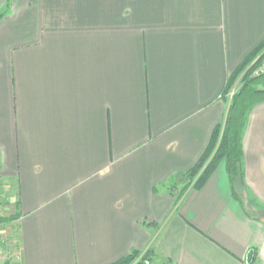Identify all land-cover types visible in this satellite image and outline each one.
I'll return each mask as SVG.
<instances>
[{"label": "crops", "instance_id": "1", "mask_svg": "<svg viewBox=\"0 0 264 264\" xmlns=\"http://www.w3.org/2000/svg\"><path fill=\"white\" fill-rule=\"evenodd\" d=\"M2 11L0 201L16 264L148 250L151 264H264V103L242 133L243 208L225 161L177 202L179 176L224 121L230 76L264 41V0H0Z\"/></svg>", "mask_w": 264, "mask_h": 264}, {"label": "trees", "instance_id": "2", "mask_svg": "<svg viewBox=\"0 0 264 264\" xmlns=\"http://www.w3.org/2000/svg\"><path fill=\"white\" fill-rule=\"evenodd\" d=\"M3 14L4 11L0 13V17ZM263 58L264 41L241 62L230 76L223 95L229 93L238 79H240V86L231 96L224 121L214 129L202 158L188 173L179 176L180 179L187 180L188 183L180 191L177 202L189 188L201 189L217 165L221 161H225L232 198L243 208V202L237 192V186L243 184L242 133L249 112L254 106L264 103V74L252 77L249 66ZM14 220L15 218L11 216L0 218V223L10 224ZM152 255V250L144 253L134 252L115 264H151ZM248 258L250 261L254 259L253 250L249 251ZM248 264L250 263L248 262Z\"/></svg>", "mask_w": 264, "mask_h": 264}, {"label": "rangeland", "instance_id": "3", "mask_svg": "<svg viewBox=\"0 0 264 264\" xmlns=\"http://www.w3.org/2000/svg\"><path fill=\"white\" fill-rule=\"evenodd\" d=\"M249 68H251L250 69L251 76L253 74L259 72L261 69L264 70V58L262 60H257L256 62L252 63L249 66ZM239 81H240V79H238L237 82L233 85V88H231V90L229 91V92H231L230 94H233L239 88V86H240V82ZM176 186L177 185H175V187ZM0 187H3V186L0 184ZM2 190L3 189H0V193H2L1 192ZM176 190H179V188L176 189ZM3 194H8V191H4L3 190ZM7 213H8L7 205L0 201V218H8V217H6ZM5 225L6 226H4V229H5L6 233L9 234L11 239L13 238L12 240H14L15 246H16V248L18 250L20 243H19L17 226L13 225L11 223L10 224L7 223ZM12 262L13 261H11V259H9V255H8L7 249L0 247V264H13Z\"/></svg>", "mask_w": 264, "mask_h": 264}, {"label": "built area", "instance_id": "4", "mask_svg": "<svg viewBox=\"0 0 264 264\" xmlns=\"http://www.w3.org/2000/svg\"><path fill=\"white\" fill-rule=\"evenodd\" d=\"M262 74H264L263 69L253 74L252 77ZM4 226L6 225L0 223V247L7 249L9 259H11V261H13L12 263L15 264L20 260V249L17 250L14 240H12L13 238L11 239L9 234L6 233Z\"/></svg>", "mask_w": 264, "mask_h": 264}]
</instances>
